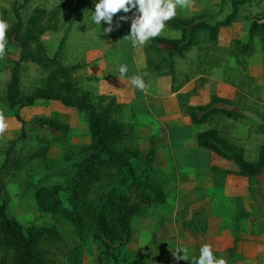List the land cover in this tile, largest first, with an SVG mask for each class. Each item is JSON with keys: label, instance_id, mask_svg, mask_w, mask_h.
Instances as JSON below:
<instances>
[{"label": "trees", "instance_id": "1", "mask_svg": "<svg viewBox=\"0 0 264 264\" xmlns=\"http://www.w3.org/2000/svg\"><path fill=\"white\" fill-rule=\"evenodd\" d=\"M30 0H23L12 7L13 21L7 32L8 43L18 49V58L14 62L10 77L5 84L2 97L13 116L22 123L19 138L26 136L23 118L19 110L32 106L38 99L58 100L64 106L75 109L85 115L89 131V143L81 150L85 156L74 163L75 170L67 179L66 185L41 186L34 192L36 206L39 210L53 216L60 215L67 219L74 227L78 242L67 255L65 264H79L82 245L84 247L88 236L103 246L101 254L109 257L113 262L124 264H152L136 255L133 260L120 249V244L132 239V218L138 214L144 215L150 203H163L165 195L156 180L151 167L153 161L152 150H149L146 160L149 171L145 175L138 173L135 161L139 157V150L130 149L122 145L125 137V121L123 111L125 104L116 101L115 97L106 94L94 95L84 90L74 78V71L81 66H65L58 58V52L53 56L46 53L41 41V35L46 31L57 29V18L63 5H57L51 10L34 8L32 14L23 22L20 10ZM233 10L223 19L211 22V19L198 16L176 17L167 23V27L181 32L179 38L158 37L151 39V48L161 53V60L171 62L174 55L184 56L191 48L207 41L216 42L220 27L231 25L236 14V7L244 0H229ZM204 32L207 40L201 41L199 33ZM258 37L264 51V7L257 19H253L248 26V38ZM167 49V50H166ZM235 50L244 51L247 55L254 53L252 43L235 40ZM23 62H32L46 71L41 83L25 92L21 88L20 69ZM255 114V112L253 111ZM192 123H206L208 121L228 117L243 119L246 116L242 110L233 106V101L218 97L211 93L210 102L205 105L190 106L186 109ZM41 125H48L57 130L67 132V122L54 117L39 118ZM258 128L264 132L263 124ZM17 139V138H16ZM16 139L8 142L4 158L0 164V172L9 162V155L15 146ZM197 144L215 155L233 161L237 166L236 175L244 176L255 182L259 176L263 177L262 184H258L264 197V142L257 148L255 160H247L244 149L232 141L219 135L217 129L209 128L196 134ZM49 144L37 148L32 152V158L46 155ZM152 170V171H150ZM216 170V169H215ZM230 173L231 171H222ZM154 176V177H153ZM105 182V189L103 188ZM101 185V186H100ZM137 186L141 192V202H129L130 188ZM61 193H65L67 205L61 200ZM240 199L238 198L237 201ZM238 204V216H249L251 212L241 208ZM59 237V232L53 226L31 224L27 228L6 213V204L0 203V264H58L49 255L46 245ZM240 238L234 239V244L227 249L228 255L238 254ZM215 256L223 257V252H214Z\"/></svg>", "mask_w": 264, "mask_h": 264}, {"label": "rangeland", "instance_id": "2", "mask_svg": "<svg viewBox=\"0 0 264 264\" xmlns=\"http://www.w3.org/2000/svg\"><path fill=\"white\" fill-rule=\"evenodd\" d=\"M22 1L0 0V19L7 20L9 18L8 21L11 20L12 22L14 19L12 7ZM88 1L95 0H30L20 10V13L23 22H25L36 7L51 10L57 5H63L57 18L56 30H59L63 34L57 51L58 58L65 66H81L79 65L81 63L78 62L83 60V53H94L97 49L96 45L101 43V37L114 34V37L112 36L113 38L109 39V46L115 50L117 48V31L105 34L103 29L107 27V24L96 25L91 21L90 17L95 10L89 6ZM197 3L200 8L198 13H192L187 17L194 15L199 18L211 19V22H214L215 20L223 19L233 10V6L229 0H194V4L197 5ZM263 7L264 0H244L243 3L237 5L232 24L219 28L216 42L209 41L207 43V41H204L207 40L204 32L199 33L198 37L204 42L191 48L184 56H181L185 59V65H188L194 60L195 53L191 50L205 46L212 48L214 51L213 53L211 52L213 56L209 58L201 57L199 59L204 68L198 66L197 72L205 70L210 75L212 71L211 67H215L217 68L216 77L227 80V83L236 86L235 97L229 98V100L233 101L234 107L242 108L245 111L247 116L239 120L247 123L249 135L253 133L257 134L259 144L264 142V132L258 128V124H263L264 126V118L261 120L259 118L264 115V87H262L264 86V51L258 37L249 40L248 26L253 19L258 18ZM219 37L221 38L220 40ZM236 39L241 40L243 43H252L254 53L250 56L244 53V51H236ZM150 43L142 47L139 46L141 49L139 50L137 63L142 75L145 73L147 75L152 71L151 65L145 64L144 57L140 55L142 50L146 49ZM190 51L192 53H189ZM165 52L164 49L159 53L154 48H151L149 51H144V54L146 53L151 56L152 65L165 66L168 62L161 60ZM17 58L18 49L13 44L8 43L7 55L3 59H0V110H3L5 114L8 124L7 131H9L6 133L4 140H0V164L8 147V142L17 139L9 155V162L0 172V203L4 202L6 204L7 215L16 219L24 229L31 224L53 226L59 232V237L52 240L45 248L48 250V255L56 263L65 264L69 250L80 240L76 235L73 225L67 219L60 215L53 216L37 208L34 192L41 186L51 187L56 184H67V179L75 170L74 163L86 154V152L83 153L81 150L89 143V132H86L87 123L82 113V116H79L76 122H72L73 124L76 123L75 127L71 131L63 132L51 129L48 125H41L38 118L36 121L29 120L25 123L23 122L26 136L19 138L22 123L13 116V112L10 113L8 106L2 102L5 84L10 77L11 68ZM178 58L180 56L174 55L172 62H175ZM115 59L113 58V60ZM80 69L74 71L73 76L78 80L81 88H83L84 77ZM181 69L182 67L178 69V75L175 80L177 85L175 86L182 85L187 81L188 77L194 75L192 71L182 73ZM189 69L191 70V67ZM45 75L46 71L39 65L32 62H23L20 69L22 90L25 92L30 91L41 83ZM207 78L208 82H204V84L198 87V80H196L194 82L196 86L195 90L191 91L188 86V88H185L187 94L181 92V95L184 96V103L190 100L194 102V106L207 104L206 102L209 100L208 94L214 92L215 82L214 80L211 81L209 77ZM93 94L97 95L95 92ZM27 110L26 114L28 116L33 113L32 109ZM253 111L257 114H254ZM220 118L213 121L216 125L219 124L221 128H224L222 132L227 133L228 124H220L218 122ZM45 142L49 144L46 155L36 158L30 157L34 150L45 146ZM237 143L244 144V142H239V140ZM251 152L252 150L249 149L248 156L244 155L247 160L252 159ZM147 154L139 153V157L134 163L138 173L143 175L149 171L150 167L146 160ZM151 173L154 174V171ZM154 178L156 179L154 182L160 185L163 190L164 186L158 181L160 179L159 176L157 175ZM102 185L103 188H98L99 190L105 189V182ZM129 193V202L131 204L141 202L139 187H131ZM61 200L63 205L66 206L65 193H61ZM238 204H241V208L244 210L247 207L249 212L253 211L254 206L251 202L245 204V201L240 200ZM188 211L187 209L186 211L184 209L177 210L175 206L165 204V201L163 203L148 204L144 215L138 214L132 218V239L129 242L120 244V249H122L128 260H133L136 255H139L146 262L160 264L161 254L155 253L146 245L152 243L155 239L158 242L161 241L162 236L174 241L179 235L182 238L183 233L179 234L174 230L177 224L182 223L183 227L195 241L197 249L196 257H198L199 248L204 242L206 223L201 217L187 218L186 216H181V214ZM165 227L168 233L165 231ZM102 249L103 246L101 244L93 241L88 236L84 247L82 245L81 248L79 264H124L123 262L115 263L106 255L101 254ZM157 252H160V250L157 249ZM235 255L238 256L237 253L231 257L228 255V264L239 263V260L234 259L236 258Z\"/></svg>", "mask_w": 264, "mask_h": 264}, {"label": "crops", "instance_id": "3", "mask_svg": "<svg viewBox=\"0 0 264 264\" xmlns=\"http://www.w3.org/2000/svg\"><path fill=\"white\" fill-rule=\"evenodd\" d=\"M96 2L98 0L87 3L95 10ZM198 5L197 3L186 9H179L177 16L187 17L192 13H198L200 9ZM133 12L125 14L121 10L113 18L115 29L113 32L117 31L118 34L116 50L109 46V39L114 37V34H110L101 37V43L96 45L97 49L94 53H83V60L78 62L81 63L79 64L81 69H79L84 77L82 89L92 94L95 92L112 95L117 102L125 104L123 146L130 149L136 148L141 154L152 150L151 167L154 176L158 175L160 178L158 181L164 186L165 204H171L177 210H189L181 216L201 217L205 220L203 244H211L214 252H223V258L228 261L227 249L233 246L234 239L238 236L240 238L239 255H235L236 258H234L239 260L238 264H264V197L258 185L262 184L263 177L259 176L255 182H251L247 177L234 174L233 172L238 169L236 164L198 146L196 134L209 128H215L221 137L242 147L245 156H248L249 149H251L253 157L250 160L256 159V148L260 145L259 138L255 133L249 135L247 123L239 119L222 117L218 120L220 124H228L227 133L222 132L224 128H221L219 124L216 125L213 120L206 123H192L186 114V109L194 106V102L188 100L184 103V96L181 95V92L186 93L185 88L188 86L191 91L195 90L196 80H198L197 87L204 82L207 83V77L215 81L214 93L221 98H234L237 91L236 86L216 77L217 68L215 67H211L210 75L205 70L197 72L198 66L204 68L199 59L213 56L212 48L205 46L191 50L195 53L191 64L185 65V59L180 57L175 62L171 61L165 66H160L152 65L151 56L144 54V51L151 50L150 43L146 49L142 48L140 54L144 57L145 64L151 65L152 71L143 75L149 88L147 92L135 89L130 80L133 75H142L137 63L141 47H133L131 41L124 38L130 33ZM121 15H127L130 19L121 21L119 20ZM8 23L11 24V20ZM117 24H119L118 28ZM61 33L55 30L46 31L41 35V41L49 56L57 53L59 42L63 37ZM180 36L179 30L167 27L163 30L161 37L179 38ZM191 51L189 53H192ZM113 58L116 59L113 60ZM121 65H127L128 72L122 80H119ZM180 67H182V73L192 71L194 75L188 77L182 85L175 86ZM208 98L206 103L210 102L211 93L208 94ZM27 109L33 110L29 116L26 114ZM238 109L242 110V108ZM9 110L10 113L13 112ZM242 112L247 116L244 110ZM19 113L24 123L29 120L36 121L38 118L54 117L59 121L67 122L70 131L76 124L72 122H76V119L82 116L81 112L64 106L58 100L43 99H38L32 106L21 108ZM259 118L261 120L264 115ZM86 132H89L88 128ZM238 140L244 144L237 143ZM225 170L231 172L225 174L222 172ZM238 198L245 201V204L251 202L254 206L251 215L237 219L238 202L240 201H237ZM246 211L249 212L247 207ZM165 229L168 233L166 227ZM174 230L176 233H183L182 238L179 235L174 241L162 236L161 241L158 242L155 239L146 246L155 253L161 254L160 264H189L186 261L177 262L173 258L172 250L177 247H187L191 258L196 256L197 252L195 241L182 223L177 224ZM157 249L160 252H157Z\"/></svg>", "mask_w": 264, "mask_h": 264}, {"label": "clouds", "instance_id": "4", "mask_svg": "<svg viewBox=\"0 0 264 264\" xmlns=\"http://www.w3.org/2000/svg\"><path fill=\"white\" fill-rule=\"evenodd\" d=\"M194 4V0H98L95 3V11L90 17L96 25L107 24L103 29L105 34H110L113 28V18L116 14H127L133 12L131 17L130 33L125 36L129 39L133 47L145 46L151 42V39L162 36L163 30L167 28L168 21L178 15L179 9H186ZM127 15L119 16V20L128 21ZM119 27V24L116 25ZM11 24L5 19H0V59L7 55V32ZM127 65H121L119 68V80L127 74ZM146 75V73L144 74ZM132 86L141 91L147 92L149 84L145 81L143 75H133L130 80ZM8 124L3 110H0V140H4ZM173 258L179 261H186L189 264H228L226 258H217L211 244H203L199 248V256L189 257L187 247H177L172 250Z\"/></svg>", "mask_w": 264, "mask_h": 264}]
</instances>
